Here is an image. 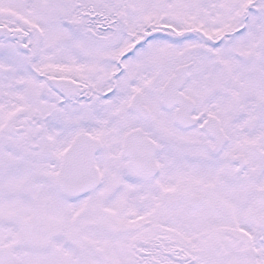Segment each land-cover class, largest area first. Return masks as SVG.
Masks as SVG:
<instances>
[{
  "label": "snow or ice",
  "instance_id": "snow-or-ice-1",
  "mask_svg": "<svg viewBox=\"0 0 264 264\" xmlns=\"http://www.w3.org/2000/svg\"><path fill=\"white\" fill-rule=\"evenodd\" d=\"M0 264H264V0H0Z\"/></svg>",
  "mask_w": 264,
  "mask_h": 264
}]
</instances>
